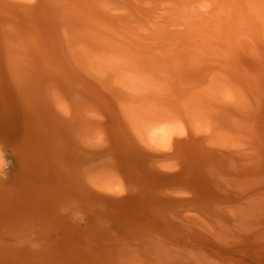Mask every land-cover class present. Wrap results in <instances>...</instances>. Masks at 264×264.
<instances>
[{"label": "bare ground", "instance_id": "bare-ground-1", "mask_svg": "<svg viewBox=\"0 0 264 264\" xmlns=\"http://www.w3.org/2000/svg\"><path fill=\"white\" fill-rule=\"evenodd\" d=\"M0 264H264V0H0Z\"/></svg>", "mask_w": 264, "mask_h": 264}]
</instances>
